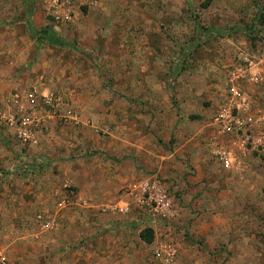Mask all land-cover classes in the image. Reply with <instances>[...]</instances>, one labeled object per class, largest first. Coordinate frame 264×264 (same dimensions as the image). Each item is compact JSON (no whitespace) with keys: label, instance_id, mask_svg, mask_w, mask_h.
Instances as JSON below:
<instances>
[{"label":"rangeland","instance_id":"374dc122","mask_svg":"<svg viewBox=\"0 0 264 264\" xmlns=\"http://www.w3.org/2000/svg\"><path fill=\"white\" fill-rule=\"evenodd\" d=\"M46 25L73 46L32 35ZM0 35L18 38L5 45L24 51L9 70L26 79L0 90V100L33 91L43 118L27 143L0 120V183L9 184H0V231L19 235L25 223L44 238L38 250L19 244L11 264H264V151L213 121L231 66L264 53V0H0ZM244 88L260 118L254 134H263L264 83ZM87 156L90 165L112 160L102 170L120 175L90 207L113 222L99 236L67 229L69 213L95 209L76 200L58 209L79 194L69 174ZM121 167L137 176L129 181ZM152 175L178 198L175 220L155 219L127 197ZM127 200L129 215L105 210ZM39 214L57 215L60 229L43 231ZM148 227L151 244L140 237Z\"/></svg>","mask_w":264,"mask_h":264},{"label":"built area","instance_id":"2783aa9c","mask_svg":"<svg viewBox=\"0 0 264 264\" xmlns=\"http://www.w3.org/2000/svg\"><path fill=\"white\" fill-rule=\"evenodd\" d=\"M261 72L254 71L255 69ZM264 53L255 62L244 54L239 56L231 66L227 77V95L224 102L219 106L215 115L214 123L224 132L241 134L249 141L252 140L254 150L264 151V138L262 134L255 135L254 128L260 122L252 113L251 96L244 88L246 82L254 84L264 83ZM47 105L54 106L57 101L54 94L44 95ZM37 96L35 92L27 93V97L21 93H16L11 100H2L4 107L0 106V120L9 127L15 128L16 137L24 142H36V135L43 127V118L38 116ZM1 103V102H0ZM6 105V106H5ZM13 106V108L11 107ZM127 197L134 201L135 207L145 210L150 215L159 220L172 221L178 217V198L169 190V187L157 176H146L134 182L128 187ZM76 200V194L71 191L58 202V209L61 210L71 205ZM83 206L89 204L80 202ZM129 200L123 201L116 206H106V209L113 210L117 214L129 215L133 212ZM89 207V206H88ZM37 221L43 231H55L60 228V221L57 215L49 217L43 214L37 216ZM0 264H11L8 258L0 255Z\"/></svg>","mask_w":264,"mask_h":264},{"label":"crops","instance_id":"0c3cea01","mask_svg":"<svg viewBox=\"0 0 264 264\" xmlns=\"http://www.w3.org/2000/svg\"><path fill=\"white\" fill-rule=\"evenodd\" d=\"M17 39H18L17 37L12 35L9 36L0 35V90H6L10 86L22 85L26 82V79L24 78L23 74H18L17 72L15 73L13 70L14 68H12V70H9L10 68L9 64L17 63L19 61V58L24 53L22 47L14 46L12 48H14L15 50H10L11 48L9 49V45L8 47L5 46L6 44H10V43L18 44ZM0 136L4 137L3 134ZM262 136H263L262 138H264V133L262 134ZM2 153L3 155L10 154V152H8L5 149L2 150ZM91 158L92 156L90 157L87 156L80 161L76 160L74 161V163H72L73 168H71V172L69 174V184L75 185V187L78 188L79 194L76 195V201L80 205H81L80 202L89 204L88 205L89 208L86 209L95 212L93 210L94 209L96 210L98 206L97 204L94 203L101 202L102 199H104V197L108 195L111 192V190L114 189L115 187L114 185L118 183V178L120 177V175H113L112 169L107 170L103 168L102 170V166H103L102 162L105 165H111L112 160L110 159L104 160L103 158L99 159V157H94L95 162H93L90 165L89 160ZM9 165L10 164H8L7 167H9ZM8 169L10 170V168ZM125 169H126L125 167L123 168L121 167V170L127 174L128 180L134 179L135 176H137L131 169L127 168V170L124 171ZM100 177H103V179L102 180L99 179ZM0 184L4 188H9V184H7V181H4L3 183ZM37 187L39 188V186ZM42 187L44 188L43 184ZM186 188L188 189V187ZM35 195L38 196V193H35ZM88 206H83V207H88ZM90 207H97V208L90 209ZM178 207H179V202H178ZM96 211H97L96 213L84 212V214L78 212H72V214L69 213V218L66 220L68 221L67 229L69 230L75 228L77 230L90 229L93 234L99 236L100 234L103 233V231L107 230V228H113V222H109V219H111L109 217L111 216L107 214L108 212L105 211L100 212L99 210ZM80 223H82V225H79ZM24 225L25 226L21 228L23 230L22 231L23 233L19 235H17V233L16 234L14 233L15 231L14 227L10 231L7 230L8 233H5V231H0V255H4L9 258L11 257V259L15 258L14 250L18 249L19 244L20 246L21 245L24 246V249L21 247L20 249L26 251L30 250L32 247H34V249L36 250L41 249L43 247L44 238L43 235L39 232V230H37L34 226L30 227L27 226L25 223ZM17 240H19L18 243Z\"/></svg>","mask_w":264,"mask_h":264},{"label":"trees","instance_id":"16d2710c","mask_svg":"<svg viewBox=\"0 0 264 264\" xmlns=\"http://www.w3.org/2000/svg\"><path fill=\"white\" fill-rule=\"evenodd\" d=\"M32 35L38 38L42 43L53 46H73L71 42L63 40L59 33L51 26L46 25L42 28L31 27ZM155 230L153 227L145 228L140 232L141 239L147 244L154 241Z\"/></svg>","mask_w":264,"mask_h":264}]
</instances>
